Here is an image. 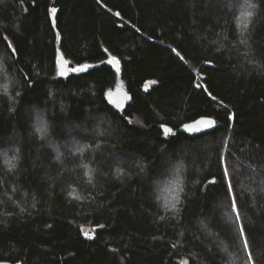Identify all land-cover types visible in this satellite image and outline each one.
I'll return each mask as SVG.
<instances>
[{
  "label": "trees",
  "instance_id": "16d2710c",
  "mask_svg": "<svg viewBox=\"0 0 264 264\" xmlns=\"http://www.w3.org/2000/svg\"><path fill=\"white\" fill-rule=\"evenodd\" d=\"M248 2L0 0V262L264 264V0ZM202 117L217 129L179 132Z\"/></svg>",
  "mask_w": 264,
  "mask_h": 264
},
{
  "label": "water",
  "instance_id": "95a60500",
  "mask_svg": "<svg viewBox=\"0 0 264 264\" xmlns=\"http://www.w3.org/2000/svg\"><path fill=\"white\" fill-rule=\"evenodd\" d=\"M52 22L53 25L56 26V14L52 13ZM116 69L120 70V64L117 60L111 62ZM60 68L62 71L65 69V61L61 58L60 59ZM132 96L128 90L127 85L124 83L122 78H119L116 85L107 91L106 93V102L115 110L123 111L125 110L131 103ZM201 119L204 120H211L213 122V125L211 127H207L206 124L196 123L197 121H200ZM218 127L217 121L214 118L210 117H202L195 121H192L190 123L185 124L179 132L186 134L189 137H196L199 135L211 133L214 130H216ZM196 129H200L201 131H196ZM0 264H23V263H10V262H0Z\"/></svg>",
  "mask_w": 264,
  "mask_h": 264
},
{
  "label": "snow or ice",
  "instance_id": "6c2138e0",
  "mask_svg": "<svg viewBox=\"0 0 264 264\" xmlns=\"http://www.w3.org/2000/svg\"><path fill=\"white\" fill-rule=\"evenodd\" d=\"M244 6L246 8H248V9H255L256 8V4L250 3V2H248V0H245V5ZM55 11H56L55 9H52V13L53 14L55 13ZM246 15H247V17L251 18L253 13L251 11H248V12H246ZM245 27H247V25H245ZM241 42L243 43L244 41H241ZM177 55H179V53H177ZM181 59H183V57H181ZM109 63H111V61H109ZM89 67H90L89 65H84L83 67L74 68L73 71L74 72H85V71L88 70ZM60 75L63 76L64 73L61 72ZM196 123L206 124L207 127H211L213 125V122L211 120H204V119H201L200 121H197ZM165 130L168 131L167 129H165ZM36 131L38 133H40L42 135V137H43L44 135L47 134V125L41 123L39 126L36 127ZM196 131H201V130L200 129H196ZM57 159H59V156H57ZM14 166L15 165L12 164V167H14ZM225 175H228L227 171H225ZM228 191H229V193L232 192L231 184H229V186H228ZM230 210L232 212L236 213L235 220L237 222H239L240 221V215H239V211H238V207H237V203H236L235 199H233L232 202H231ZM239 235H240V237L243 238V247L247 251L248 248H249V245H248L247 237H246L245 232H244V226L242 224L239 227ZM89 238H91V237H89ZM248 259H249V261H251V253L250 252L248 254Z\"/></svg>",
  "mask_w": 264,
  "mask_h": 264
},
{
  "label": "rangeland",
  "instance_id": "374dc122",
  "mask_svg": "<svg viewBox=\"0 0 264 264\" xmlns=\"http://www.w3.org/2000/svg\"><path fill=\"white\" fill-rule=\"evenodd\" d=\"M40 125V124H39ZM38 124H37V126H39ZM47 132H48V128H47ZM40 134V133H39ZM82 151H84V150H82ZM164 194V193H163ZM162 194V195H163ZM83 234H84V236L86 237V238H89V237H91V238H89V239H93L94 238V231H93V229L92 228H84L83 229Z\"/></svg>",
  "mask_w": 264,
  "mask_h": 264
}]
</instances>
